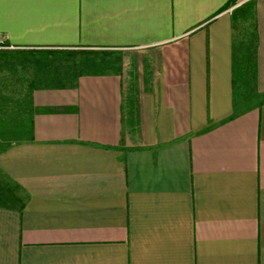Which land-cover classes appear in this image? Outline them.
Instances as JSON below:
<instances>
[{
  "label": "crops",
  "instance_id": "1",
  "mask_svg": "<svg viewBox=\"0 0 264 264\" xmlns=\"http://www.w3.org/2000/svg\"><path fill=\"white\" fill-rule=\"evenodd\" d=\"M230 1L0 0V264H264V0Z\"/></svg>",
  "mask_w": 264,
  "mask_h": 264
},
{
  "label": "trees",
  "instance_id": "2",
  "mask_svg": "<svg viewBox=\"0 0 264 264\" xmlns=\"http://www.w3.org/2000/svg\"><path fill=\"white\" fill-rule=\"evenodd\" d=\"M236 3L237 0H231L228 3L227 7L235 5ZM234 17H235V22L240 21L242 23H246V24L250 23L252 25L254 21V26H255L256 17L254 15V2H248L237 7L234 10Z\"/></svg>",
  "mask_w": 264,
  "mask_h": 264
},
{
  "label": "rangeland",
  "instance_id": "3",
  "mask_svg": "<svg viewBox=\"0 0 264 264\" xmlns=\"http://www.w3.org/2000/svg\"><path fill=\"white\" fill-rule=\"evenodd\" d=\"M4 59H6V56H4V55H0V61H3ZM0 86L2 87V88H0V90H5V89H7V86H6V84H4V83H0Z\"/></svg>",
  "mask_w": 264,
  "mask_h": 264
}]
</instances>
